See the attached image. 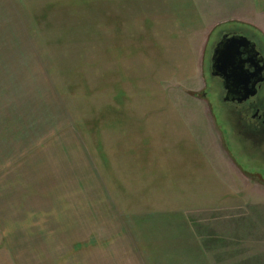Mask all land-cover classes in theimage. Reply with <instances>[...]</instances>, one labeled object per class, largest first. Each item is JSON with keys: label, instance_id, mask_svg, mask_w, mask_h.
I'll list each match as a JSON object with an SVG mask.
<instances>
[{"label": "crops", "instance_id": "0c3cea01", "mask_svg": "<svg viewBox=\"0 0 264 264\" xmlns=\"http://www.w3.org/2000/svg\"><path fill=\"white\" fill-rule=\"evenodd\" d=\"M59 3L60 0H0V11L7 18L0 19V26L21 27L20 33L31 43L43 41L53 27L71 26L65 14H59L64 8ZM99 3L97 33L84 36L81 44L61 38L60 32L53 33L59 34L58 40L53 41H69L71 47L78 44L80 49L68 57L84 59L86 94L84 131L80 136L85 169L89 170L84 172L85 187L92 183L93 167L99 201L104 205H100L101 218L109 205L113 216L122 220V232L134 243L144 244L135 249L177 250V264H193L191 250L201 254L204 247L195 237L190 245L189 239L185 238L186 242L183 238L194 234L190 220L196 214L217 208L229 193L224 185L221 196L216 195L218 180L203 159L206 155L209 160V152L214 151L212 139L208 136L205 143L201 137V145H196L198 137L188 133V126L197 125L203 132L209 131V126L204 130L200 126L208 122L203 113H189V106H194L196 100L187 94L205 89L206 81L199 67L218 28L228 24L254 27L264 36V0ZM90 74H94L92 79ZM92 90L94 93L89 92ZM186 143L192 149L183 146ZM193 143L204 163L190 166L183 160V151L188 149L195 154ZM0 153H7V169L13 170L19 164V173L14 171L7 178L6 192L0 195V255L4 256L7 226L17 231L19 224L43 212L42 206L32 210L30 204L38 201V186H42L44 175L41 172L43 177L40 174L38 178L37 169L31 168L32 175L27 177L23 170L29 164L25 151L20 152L19 160L12 149H0ZM42 155L41 149V160ZM35 163L37 166L38 158ZM23 164L25 167L20 169ZM196 186H201L199 194ZM204 186L208 187L205 192ZM171 227L179 230V236L169 232ZM156 234L174 236L168 237V245L161 247L156 246Z\"/></svg>", "mask_w": 264, "mask_h": 264}, {"label": "rangeland", "instance_id": "374dc122", "mask_svg": "<svg viewBox=\"0 0 264 264\" xmlns=\"http://www.w3.org/2000/svg\"><path fill=\"white\" fill-rule=\"evenodd\" d=\"M139 1L140 5L146 2ZM99 4V0H60L59 6L64 8L59 14H65L64 18L71 26L53 27L45 34L43 41L35 43L20 33L21 27L0 26V149H12L18 160L20 152L25 151L29 164L27 169L24 168L25 164L20 169L24 168L27 177L32 175L31 168L37 169L38 178L41 172L44 175L42 186H38V201L30 204L32 210H39L42 206L43 212L41 214L39 211L37 218L19 224L17 231L7 226V255H0L2 264L180 262V258H175L177 250L135 249L144 244L134 243L122 232V220L118 221L113 216L109 205L107 211L102 208V212L105 210L101 218L100 205L103 204L99 201V185L93 167L91 185L87 188L84 184V172L89 171L85 169L80 136L84 131L86 94L84 59L67 55L80 49L78 44L71 47L69 41L81 44L84 36L97 33ZM0 19H7L4 11H0ZM230 25L216 30L201 61L199 68L206 81L205 89L187 94L196 100L194 106H189V113H203L208 122L205 121L206 126L202 121L198 125L203 130L209 126V131L203 132L196 128L197 125H191L187 127L188 133L194 138L198 137L194 141L196 145L200 144L201 137L205 143L208 136L212 139L214 151L209 152V160L205 158L206 155L203 159L218 180L216 195L221 196L225 186H228L229 193L227 200L217 208L196 214L191 219L193 221L190 220L189 227L194 234L183 238L189 239L187 245H190L191 238L195 237L204 247L201 251L203 255L191 250L193 264H264L263 166L247 162L243 149L233 148L230 134L223 124L229 108L222 101V85L218 78L211 76L208 68L218 33ZM249 28L255 31L252 33L258 32L254 27ZM54 32H60L61 38L70 40L53 41L54 38L58 40L59 35ZM76 53L82 52L76 50ZM93 75L90 74L91 79ZM91 85L93 88L92 82ZM89 92L94 93L93 90ZM183 146L192 149L190 143ZM41 149L43 160L40 158ZM188 149L183 151L185 164L195 166L204 163L199 150L194 149L195 154H192V150ZM0 158L2 195L6 192L7 178L14 171L19 173V164L13 170L7 169V153H0ZM207 189L204 186V192ZM195 190L199 194L201 186H196ZM169 232L178 235L179 230L171 227ZM138 234L135 237H139ZM171 236L174 234H156L153 238L156 246L162 247L163 244L168 245L166 239ZM163 253L167 254L163 257Z\"/></svg>", "mask_w": 264, "mask_h": 264}, {"label": "flooded vegetation", "instance_id": "af4514ba", "mask_svg": "<svg viewBox=\"0 0 264 264\" xmlns=\"http://www.w3.org/2000/svg\"><path fill=\"white\" fill-rule=\"evenodd\" d=\"M245 31H248L247 34L235 29L223 30L218 33L219 38L212 48L211 56L214 48L225 34L243 35L255 43L258 57H253V54H249L251 62L246 65V68L251 73H258L257 78L254 80L262 79V81L257 84L256 94L243 104H238L237 102L233 104L226 103L229 109L227 114H225L223 124L230 134L229 140H231L233 148L243 149L247 162L260 163L264 172V61L262 62L264 60V36L252 33L255 31L248 27H246ZM211 56L208 64L210 74ZM220 83L222 85V81ZM225 93L223 90L222 101Z\"/></svg>", "mask_w": 264, "mask_h": 264}, {"label": "water", "instance_id": "95a60500", "mask_svg": "<svg viewBox=\"0 0 264 264\" xmlns=\"http://www.w3.org/2000/svg\"><path fill=\"white\" fill-rule=\"evenodd\" d=\"M249 54L258 57L255 43L239 34H225L214 48L211 76L222 81V89L226 92L224 103L243 104L256 94L257 84L262 79L254 80L258 73H251L246 68L251 62Z\"/></svg>", "mask_w": 264, "mask_h": 264}, {"label": "trees", "instance_id": "16d2710c", "mask_svg": "<svg viewBox=\"0 0 264 264\" xmlns=\"http://www.w3.org/2000/svg\"><path fill=\"white\" fill-rule=\"evenodd\" d=\"M229 28H227L226 30L228 29H235V30H241L243 31V33L245 32V34H247L248 31H245L244 28H242V26H239V25H230L228 26ZM221 31V30H220Z\"/></svg>", "mask_w": 264, "mask_h": 264}]
</instances>
